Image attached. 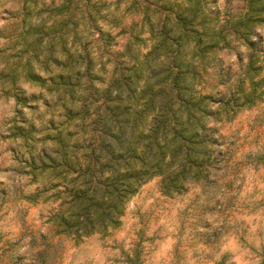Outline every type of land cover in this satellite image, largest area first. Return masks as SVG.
<instances>
[{
    "label": "trees",
    "instance_id": "obj_1",
    "mask_svg": "<svg viewBox=\"0 0 264 264\" xmlns=\"http://www.w3.org/2000/svg\"><path fill=\"white\" fill-rule=\"evenodd\" d=\"M231 1L242 10L220 14L216 0H129L151 47L133 57L127 42L118 57L130 64L115 60L104 79L108 61L101 58L113 51L109 32L93 33L103 18L100 1L23 0L15 37L31 53L5 66L53 92L61 107L62 121L49 123L26 161L31 181L42 185L26 199L54 190L44 199L58 202L56 234L74 241L105 234L119 227L127 201L151 178H160L165 195L181 194L215 168L219 141L210 123L259 101L264 80V30H257L264 27V0L224 3ZM233 42L247 49L235 90L216 98L197 89L205 58ZM8 132L29 147L30 131L14 123Z\"/></svg>",
    "mask_w": 264,
    "mask_h": 264
},
{
    "label": "rangeland",
    "instance_id": "obj_2",
    "mask_svg": "<svg viewBox=\"0 0 264 264\" xmlns=\"http://www.w3.org/2000/svg\"><path fill=\"white\" fill-rule=\"evenodd\" d=\"M93 1H100L103 17L93 33L97 36L100 28L110 33L107 49L113 53L101 58L108 61L107 79L115 60L130 64L129 57H118L127 42L130 53L139 57L151 42L129 0ZM22 5L23 0H0V264H264V80L259 101L236 109L229 120L210 123L219 145L216 166L206 179L189 184L181 194L165 195L160 178H151L127 201L119 227L81 241L56 234L51 216L58 202L44 199L54 190L26 199L42 187L39 178L31 181L26 161L30 147L39 149L49 123L62 121L61 107L53 92L13 76L5 66L6 60L24 61L31 53L15 37ZM238 7L242 10L237 1L214 4L220 14ZM257 30L262 33L264 27ZM131 31L140 38L133 39ZM231 45L205 58L206 71H200L204 82L197 89L216 98L235 90L244 76L247 49ZM14 123L31 132L28 148L21 137L9 134Z\"/></svg>",
    "mask_w": 264,
    "mask_h": 264
}]
</instances>
